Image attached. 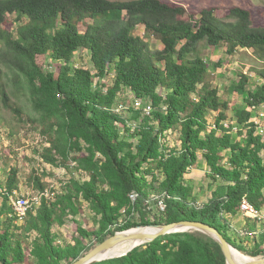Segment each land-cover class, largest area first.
I'll use <instances>...</instances> for the list:
<instances>
[{
  "label": "trees",
  "instance_id": "1",
  "mask_svg": "<svg viewBox=\"0 0 264 264\" xmlns=\"http://www.w3.org/2000/svg\"><path fill=\"white\" fill-rule=\"evenodd\" d=\"M139 27L163 48L152 49L146 37L135 34ZM223 46L228 55L252 50L262 64L250 68L261 81L255 90L249 89L250 75L244 72L230 90L246 101L233 108L234 117L202 53ZM79 50L88 54L89 67L74 64ZM22 76L50 143L41 157L90 178L72 177L20 224L10 205L20 188L18 171L10 169L6 179L1 171L0 264H67L117 231L182 220L206 222L239 250L264 254V231L248 246L243 237L231 238L221 214L238 215L244 198L264 209V141L256 122L264 106V25L255 23L251 9L207 6L195 11L169 0H0V106L20 120L22 107L12 100L5 80L18 86ZM127 92L150 103L151 114L126 109L131 105ZM2 125L0 116V133ZM174 135L171 147L166 137ZM3 162L0 148V166ZM195 169L205 170L204 178L217 186L202 206L186 177ZM33 182L46 189L38 175ZM82 201L90 204L100 227L80 228L76 245L59 242L54 226L81 214ZM252 221L248 235L258 228L259 220ZM85 238L94 242L79 249ZM95 264L227 261L213 238L186 231Z\"/></svg>",
  "mask_w": 264,
  "mask_h": 264
},
{
  "label": "rangeland",
  "instance_id": "2",
  "mask_svg": "<svg viewBox=\"0 0 264 264\" xmlns=\"http://www.w3.org/2000/svg\"><path fill=\"white\" fill-rule=\"evenodd\" d=\"M181 3L195 11L207 6H216L218 8H230L233 6H241L243 8H249L252 10L255 23L264 25V0H169ZM10 18H14L13 15ZM10 27V23L7 24ZM135 34L141 37H146L145 39L150 43L152 49H162L163 44L154 37L145 35V30L143 27L136 29ZM203 57L208 63L210 78L213 83L217 85L220 89V94L223 99H228L230 101V110L229 113L234 117L233 108L241 107L245 105V96L238 93H230L233 86L236 85L240 78V73H248L250 75V84L249 89L252 91L257 88V84L260 83L257 75L252 69L255 66H261L262 64L258 63L253 55L252 50L240 49L236 51L233 55H228L226 48L223 46L221 48H204L202 50ZM76 62H81V65L85 67L90 66V58L86 52L79 50L76 52ZM223 61L220 64V61ZM254 69V68H253ZM109 83H113V79ZM6 87L11 95V98L14 102L18 103L23 110L24 120H20L19 116H16L10 110L0 106V116L4 119V125L1 126L0 133V148H1V157L4 162L0 166V172L3 171V179H6L10 169L15 168L18 171L19 176V185L20 190H38L39 188L34 184V176L38 175L41 178V181L46 184V188H50L52 184H55L58 191H62L64 185L72 180V177L81 178L82 174L86 178H90L88 174L84 171H79L77 169H67L62 166H54L50 163L44 161L41 157V151L45 147L50 146V143L46 142L47 137L42 133V114L35 110L32 101L30 100L28 85L25 81L24 76L18 86L9 81L6 78ZM130 100L131 105L126 109H140L135 104V97L130 92L125 94ZM118 109V108H117ZM120 112H127L120 107ZM129 114V113H127ZM130 113L129 115H132ZM34 120V121H32ZM233 123H236L235 121ZM176 135L169 136L167 138V144L171 147L174 146L173 140H175ZM238 141H244V136H237ZM165 140V139H164ZM201 163H203L202 157H200ZM76 164L75 161L72 162ZM204 169L206 165L203 164ZM205 170L195 169L188 174L187 182L194 187L196 194L198 195V203L200 206L204 201H208L212 196L213 187L211 186L210 180L204 178ZM87 174V175H86ZM4 198L0 197V207L2 205ZM81 209L83 212L77 215L76 217L70 216L66 224L59 226H54V231L59 234V242L63 243L67 241L73 245H76L78 242L77 239L80 237V228L85 229H98L100 223L98 218L95 216V213L91 210L90 204L86 201H82ZM155 210L157 209L154 208ZM264 213V209H263ZM223 218L227 219L228 224L231 227V238H234L236 235L245 238L246 244L253 245L255 241L260 240V234L264 231V217L262 221L257 222L258 228L257 231H253L248 235L246 229H249V226L252 227V220H249L241 212L236 216H225L224 213H221ZM255 221V220H254ZM137 222L138 219H137ZM21 224V223H20ZM247 232V233H246ZM36 236V232H33L28 240L25 242L27 249L29 242ZM252 241V243H251ZM84 244L78 245L79 249L84 246H89L94 242L91 238L83 239ZM131 242H125L116 245L112 248V251H117L123 249ZM264 248V244L262 245ZM29 251V250H28ZM241 251V250H239ZM243 259L246 261L251 260L252 258H262L264 254L259 256H252L246 252L241 251ZM107 260V259H106Z\"/></svg>",
  "mask_w": 264,
  "mask_h": 264
},
{
  "label": "water",
  "instance_id": "3",
  "mask_svg": "<svg viewBox=\"0 0 264 264\" xmlns=\"http://www.w3.org/2000/svg\"><path fill=\"white\" fill-rule=\"evenodd\" d=\"M186 231H199L217 241L225 254L227 264H264V257L253 258L245 262H238L234 257L233 250L239 249L234 244H232L228 238H226L223 233L219 231L218 228L199 220H182L168 224H141L135 227L120 230L114 235L106 238L103 242L96 245L90 251L84 253L78 259L67 264H95L106 259H111H104L101 257L112 247L125 242H134L135 244L137 243L130 250L126 251L120 256H117L121 257L127 255L137 246L151 243L161 236Z\"/></svg>",
  "mask_w": 264,
  "mask_h": 264
},
{
  "label": "built area",
  "instance_id": "4",
  "mask_svg": "<svg viewBox=\"0 0 264 264\" xmlns=\"http://www.w3.org/2000/svg\"><path fill=\"white\" fill-rule=\"evenodd\" d=\"M75 65L77 67L82 66L81 62H76ZM262 81L264 82V79H262ZM135 104L142 109L143 114L149 115L153 110L152 105L141 98L135 97ZM118 110H120V108H118ZM256 118V122L259 124L258 134L262 136V140L264 141V106L258 111V116ZM226 125H228V123H226ZM57 192L58 189L55 184H52L50 188H46L45 190H15L10 200V205L13 208L11 216L15 218L17 223H24L30 211H36V209L41 206L44 199H53ZM133 198H136L135 195H133ZM158 206V208L162 210L165 209V204L162 200L159 201ZM241 213L251 220L258 219L259 222L262 221L264 217L263 211L250 203L247 198H244L241 203Z\"/></svg>",
  "mask_w": 264,
  "mask_h": 264
},
{
  "label": "bare ground",
  "instance_id": "5",
  "mask_svg": "<svg viewBox=\"0 0 264 264\" xmlns=\"http://www.w3.org/2000/svg\"><path fill=\"white\" fill-rule=\"evenodd\" d=\"M136 244L134 242H131L126 247H124L123 249H120V250H117V251H112V248L116 247V246H114L111 249H109L108 251H106L105 254L101 258L105 259V258H114V257L120 256L123 253H125L126 251L130 250ZM233 254H234L235 259L238 262H245L246 261L245 259H243L242 255H241V251L233 250Z\"/></svg>",
  "mask_w": 264,
  "mask_h": 264
}]
</instances>
